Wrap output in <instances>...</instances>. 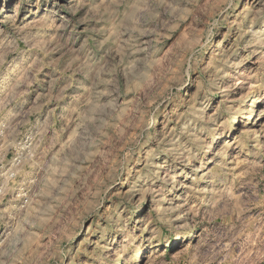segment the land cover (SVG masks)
Segmentation results:
<instances>
[{
    "label": "clouds",
    "instance_id": "9594fccd",
    "mask_svg": "<svg viewBox=\"0 0 264 264\" xmlns=\"http://www.w3.org/2000/svg\"><path fill=\"white\" fill-rule=\"evenodd\" d=\"M0 264H264V0H0Z\"/></svg>",
    "mask_w": 264,
    "mask_h": 264
}]
</instances>
